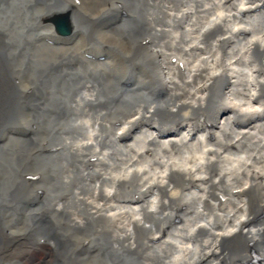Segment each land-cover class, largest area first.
<instances>
[{"label": "bare ground", "instance_id": "6f19581e", "mask_svg": "<svg viewBox=\"0 0 264 264\" xmlns=\"http://www.w3.org/2000/svg\"><path fill=\"white\" fill-rule=\"evenodd\" d=\"M260 118L264 0H0V264H264Z\"/></svg>", "mask_w": 264, "mask_h": 264}, {"label": "rangeland", "instance_id": "374dc122", "mask_svg": "<svg viewBox=\"0 0 264 264\" xmlns=\"http://www.w3.org/2000/svg\"><path fill=\"white\" fill-rule=\"evenodd\" d=\"M257 21H258V20H257ZM257 21H256V23L260 24V23L257 22ZM57 31H59V30H57ZM246 103H247V98L241 100V99H239V97H235V99L231 98V101L229 102L230 105H236V104H237L238 106H239V104H240V105H244V104H246ZM255 103H256V102H252V105H251V106H252L253 108L249 109L251 112H252V111H253V112H254V111L256 112V111H258V110L260 109L259 106H257V105H256L257 107H255ZM260 110H261V109H260ZM219 113H220V112H219ZM226 113H228V112H226ZM224 116H225V118H228L227 116H229V113H228L227 115L223 113L222 115L219 116L218 119L223 118ZM221 120H222V119H221ZM221 120H220V121H221ZM223 122H224V121H223ZM223 122H222V123H223ZM255 122H257V121H255ZM258 125H259L260 127H261L262 125H264V118H260V122L258 123ZM216 127H217V126H216ZM248 129H251V130H252V127H248ZM218 130H219V129L217 128V129H215L214 132H215V133H218ZM234 131H235V132H239V131H242V130H241V129H237V128L235 127V128H234ZM257 131H258V130H257ZM251 132H253V131H251ZM202 137H203V135H202ZM223 218H224V220H223L224 222H225V221H229V222L231 221V219L228 218L226 215L223 216ZM207 219H208V217H207ZM207 219H206V220H207ZM207 222H208V221H207ZM233 224H234V223H233ZM217 225L219 226L218 228L221 227V231H222V230L224 231V230L226 229V228L223 227V225H220V224H217ZM218 228H217V229H218ZM216 233L221 234V233H220V230H219V232L216 231ZM178 241L180 242V240H177V241L175 240V242H178ZM180 243H181V242H180ZM180 243H178V244H180ZM181 245H182V244L178 245V248H181V247H182ZM262 245H264V244H262ZM214 259H215V258H213V260H214ZM249 261H251V260H249ZM228 262H229V263H228ZM256 262H257V260L254 259V260H252V262H250V263H245V264H257ZM230 263H232V262H231L230 260H228V261H227V264H230Z\"/></svg>", "mask_w": 264, "mask_h": 264}]
</instances>
